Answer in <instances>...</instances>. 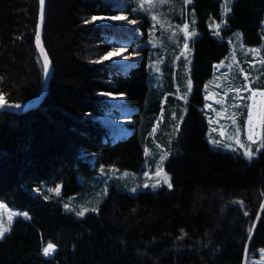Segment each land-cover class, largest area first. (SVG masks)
Returning <instances> with one entry per match:
<instances>
[{
    "label": "trees",
    "instance_id": "obj_1",
    "mask_svg": "<svg viewBox=\"0 0 264 264\" xmlns=\"http://www.w3.org/2000/svg\"><path fill=\"white\" fill-rule=\"evenodd\" d=\"M191 8L200 36L192 42L193 93L166 160L172 186L113 188L97 212L79 217L63 208L61 196L80 192V177L102 166L144 169L161 99L150 94L147 46L136 49L144 58L125 72L103 59L115 46L92 18L115 14L110 4L47 0L42 37L54 67L48 92L36 108L0 110V200L30 214L0 239V264H255L264 248V147L252 160L215 149L203 107L205 84L229 54L228 37L241 30L247 44L262 42L264 0H234L222 37L208 25L221 19L222 0H194ZM39 14V0H0L3 101L27 103L41 92ZM105 92L137 106L127 136L108 134ZM49 243L55 250L46 256Z\"/></svg>",
    "mask_w": 264,
    "mask_h": 264
},
{
    "label": "rangeland",
    "instance_id": "obj_2",
    "mask_svg": "<svg viewBox=\"0 0 264 264\" xmlns=\"http://www.w3.org/2000/svg\"><path fill=\"white\" fill-rule=\"evenodd\" d=\"M102 1L110 4L111 10L115 11V14L96 15L97 19L93 20L106 30L115 46L110 52L112 56L106 60L113 69L125 72L144 58V54L136 49L147 46L150 94L153 97L159 94L161 102L151 139L144 145V169L135 171L118 166H102L91 176L80 177L84 186L80 192L61 196L63 208L79 217L97 212L113 188L128 192L156 189L168 185L165 176L172 183V176L166 169V160L172 141L187 114L188 102L193 93L192 42L200 36L197 15L194 8H191L194 0ZM222 1L221 19L212 17L208 23L212 33L221 37L222 29L227 27V17L234 0ZM130 10L140 13L147 21L132 18ZM124 17L127 19H117ZM142 25H145L146 36ZM261 35L260 44L249 45L241 30L232 33L228 37L231 45L229 54L215 64L214 74L204 87L206 103L203 110L207 115V136L211 145L217 150L237 152L250 160L256 158L263 148L264 122H261L260 116L264 115V95L259 94L264 93V88H261L264 86V19ZM117 52L122 55H116ZM253 92L257 95L249 99ZM103 95L108 107L101 119L109 136L114 139L127 136L132 132L130 116L138 109L137 106L123 94L105 92ZM253 103L256 107L252 110L256 115L249 125V106ZM132 105L134 108H127ZM121 119L123 123L113 128ZM249 134L252 139L248 138ZM237 138L239 143L236 142ZM249 151L252 153L251 158L245 155ZM0 205L6 206L8 212L21 214L12 217L10 229L18 217H30L28 211L11 207L3 200H0ZM2 212L3 209H0ZM80 212L83 215L78 214ZM23 213H27V217ZM0 221L8 226L7 213L0 215ZM254 263L264 264V248H261Z\"/></svg>",
    "mask_w": 264,
    "mask_h": 264
},
{
    "label": "water",
    "instance_id": "obj_3",
    "mask_svg": "<svg viewBox=\"0 0 264 264\" xmlns=\"http://www.w3.org/2000/svg\"><path fill=\"white\" fill-rule=\"evenodd\" d=\"M46 16H47V0H44L43 21L41 22L40 14H39L36 43H37V46L39 49L41 60L43 62V66L45 64L44 54L47 55L49 64H48L47 69H45V66H44V77H43L41 92H40L39 96L37 97V99H35L34 101H31V102H27V103H11V102H6L3 100H0V102L4 103V105H5L4 107H0V110L9 111V112H13V113H22V112H25V111H28L30 109L38 107L43 102V100L45 99V96H46L48 89H49L51 79L53 77V71H54V67H53L51 58H50V56H49V54L45 48V45L43 42V37H42L43 27H44ZM37 37H39V42L37 40ZM41 48L43 49V53L41 51ZM15 105H20V107L17 108V107H15Z\"/></svg>",
    "mask_w": 264,
    "mask_h": 264
},
{
    "label": "snow or ice",
    "instance_id": "obj_4",
    "mask_svg": "<svg viewBox=\"0 0 264 264\" xmlns=\"http://www.w3.org/2000/svg\"><path fill=\"white\" fill-rule=\"evenodd\" d=\"M190 2V0H189ZM39 3H40V19H41V22L43 21V5H44V0H39ZM93 20H96L97 18L96 17H93L92 18ZM117 19H127L126 17L124 18H117ZM155 19V17H154ZM88 22H91V21H88ZM129 23H133V21H129ZM185 29H187V25H185ZM37 40L39 42V37H37ZM41 51L43 53V49L41 48ZM116 55H122V53L120 52H117ZM112 56V53H108L106 57H104L103 59H108ZM44 61H45V69H47L48 67V64H49V61H48V58H47V55L44 54ZM189 90H190V85H189ZM257 95V93L253 92L252 93V96L249 97V99H252L253 97H255ZM259 95H264V93H260ZM0 100H2V97H0ZM4 103L0 102V107H4ZM15 107L19 108L20 105H15ZM250 107V111H249V115H248V123L249 125L252 124L253 122V118H254V115H256V113L252 110V109H255L256 105L255 103H253V105L249 106ZM260 120L261 122H264V115H261L260 116ZM230 139L232 137H229ZM249 139H252V136L251 134H249ZM237 143H239V140L237 138L236 140ZM241 147H243V145H241ZM261 147H264V143L261 144ZM259 151V149H258ZM245 155H247L249 158L252 157V153L249 151V152H246ZM159 175V173H157ZM165 183L168 184V187H171V183L168 181V178L165 176ZM147 187V185H145ZM57 195L59 194V189H56L55 190ZM0 209H3V212L0 213V215H3L4 213H7V216H8V226H6L2 221H0V239H2L4 237V234L8 231H10V223H11V219L13 216L15 215H21V214H18V213H14V212H8L6 206L4 205H0ZM93 211H95V209H93ZM80 215H83V212H80L78 213ZM22 215H24L25 217H27V213H23ZM55 250V245L49 243L44 249H43V253L44 255H50L53 251Z\"/></svg>",
    "mask_w": 264,
    "mask_h": 264
},
{
    "label": "bare ground",
    "instance_id": "obj_5",
    "mask_svg": "<svg viewBox=\"0 0 264 264\" xmlns=\"http://www.w3.org/2000/svg\"><path fill=\"white\" fill-rule=\"evenodd\" d=\"M127 108H134L133 105L132 106H128ZM123 123V119H121V121L119 123H117L116 125L112 126L113 128H117L119 124Z\"/></svg>",
    "mask_w": 264,
    "mask_h": 264
}]
</instances>
